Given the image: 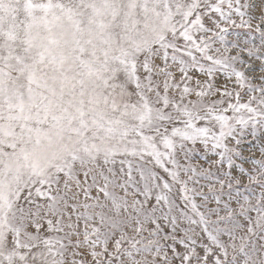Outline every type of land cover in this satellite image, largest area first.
Wrapping results in <instances>:
<instances>
[{
    "label": "snow or ice",
    "instance_id": "6c2138e0",
    "mask_svg": "<svg viewBox=\"0 0 264 264\" xmlns=\"http://www.w3.org/2000/svg\"><path fill=\"white\" fill-rule=\"evenodd\" d=\"M0 264H264V0H0Z\"/></svg>",
    "mask_w": 264,
    "mask_h": 264
}]
</instances>
